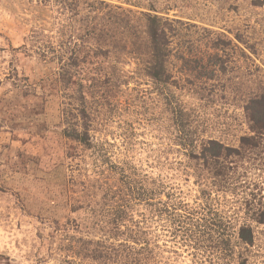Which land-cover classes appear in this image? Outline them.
<instances>
[{"label":"rangeland","instance_id":"1","mask_svg":"<svg viewBox=\"0 0 264 264\" xmlns=\"http://www.w3.org/2000/svg\"><path fill=\"white\" fill-rule=\"evenodd\" d=\"M122 12L135 34L146 15L172 29L165 67L178 87L167 92L171 109L177 104L193 121L186 135L195 130L198 140L239 152L240 140L254 135L245 108L264 93V0H0V264H264V136L257 161L245 159L234 180L197 184L189 175L194 163L182 170L176 110L166 114L160 87L129 48L90 71L70 67L74 51L90 50L89 40L77 48L81 37ZM71 129L87 133L91 150L65 138ZM103 154L121 170L160 179L199 211L193 220L201 235L193 237L201 242L184 241L160 205L111 201L96 216L98 169L119 174ZM242 225L248 244L238 238ZM87 241L126 248L106 259ZM141 246L145 251L134 255Z\"/></svg>","mask_w":264,"mask_h":264},{"label":"trees","instance_id":"2","mask_svg":"<svg viewBox=\"0 0 264 264\" xmlns=\"http://www.w3.org/2000/svg\"><path fill=\"white\" fill-rule=\"evenodd\" d=\"M124 15L126 14L122 12L121 15H115L112 18L108 17V19L106 17L104 20H100L97 26H94L96 29L88 33L87 38L84 36L81 37L82 45L78 44L77 48L80 47V50H83L82 48H84L85 44L88 43L87 40H89L91 42H89L87 50H90L85 52L83 51L80 54L81 56L77 55V52L74 51L72 54V58L74 59L70 61V67L76 68V66L82 64L84 71H90L95 66L100 67V65L105 62V59L110 57L109 55L111 53L119 55L122 53L130 54L131 52V54H134V59H137L140 64L144 66L146 76L150 78L153 84L160 87L158 96L163 102L166 114L170 112L174 113V110H176L174 122L177 130L179 133H182L184 137L177 139V144L184 150V157H186L187 161L184 168H182L183 173L187 172L186 168H191V163H194V170L191 168L192 171L189 175L195 179L197 184L206 185L209 181L210 186H221L226 182L234 180L232 178H234V176L237 177L238 168L240 166L239 164L242 162L244 163L245 159H247L248 162L252 161V159L257 161V157H259V154L256 155L255 152L259 151L261 148L259 140H261L264 136V120H258L257 115L260 114V116L264 118V93H257L251 97L246 105L245 111L249 117L250 124H252V132L254 135L250 140L247 137L240 140L242 144L244 143L245 145L244 151L239 152V150L230 149L220 142L210 138L207 140H198L199 137L196 135L195 130L194 132L192 131L191 134L186 135L184 130L187 125L193 128V121L190 120V115L187 114V111L182 107L177 106V104L176 107L171 109L169 102L171 100L169 93L167 92L168 88L178 87V84L172 79L165 67L169 56L167 48L168 35L170 33L169 31L172 32V29H167L159 18L146 15L143 19L145 20V29H141L135 34L133 31L134 25ZM87 32L88 31H86V34ZM125 33L129 36V40L132 41L131 44L123 43V41L127 38ZM139 39H141L142 43L145 44H139ZM127 48L130 49V52L127 51ZM214 58H216V60L219 59L217 56ZM202 67L203 69L205 68L204 66ZM64 69L65 67L62 68L63 72L61 71L60 75L69 83L71 75ZM200 76V73H198V77ZM204 77H206V80L210 79L208 76L202 75L200 80H203ZM84 98L83 94L79 99L82 106L85 105ZM259 108H262V110ZM78 111L81 117L86 119L87 115L85 114L84 109L80 108ZM70 112L71 110L63 113L64 122H68L69 115L73 117V114ZM64 136L66 139L81 145L84 150H91L93 147V144L85 131L78 132L71 129L70 131H64ZM247 141H249V144ZM253 149L255 150L252 151ZM93 154L94 158L97 157L96 152ZM103 156L104 161L107 162L104 163L108 165L109 169L111 171L118 170L119 174L117 177L111 172L110 175H104V170L100 168L98 169L97 172L100 177H97V181H93L92 186L95 190H97L98 187V190L101 191V197H99L102 202L96 211V216H98L97 213H106V207L108 206V203H111V201L117 202L116 204L123 208H132L134 203L137 202L146 203V205L150 207L160 205L162 207V209H159L161 217L165 218L166 222L170 223L176 232L180 231L183 233L182 239L184 241L187 240L190 242L194 240L195 243L201 242L200 238L193 237L194 235L200 234L199 230H202L201 228H198L199 223L197 219L193 220V217L199 213V211H193L194 209L186 205L179 193L178 196L175 192L167 189L164 182L160 179H153L147 175L141 176V174L134 168L131 170L129 169L128 172L121 170L119 166L112 164L105 154L101 155V157ZM109 179L111 181H108L109 183H107V180ZM83 186L85 187V184ZM204 192L205 191L202 190L201 195ZM207 197L209 196H201V198L204 199H207ZM122 212L123 211H118L117 215L120 216ZM118 219L119 218H116V220ZM193 222L197 223L193 224ZM246 230L247 228L242 225V227L238 229L237 234L241 241L248 244L251 242V237L250 234H248V230ZM99 231L100 233L106 232L103 227H99ZM140 240L141 239L139 238H135L132 242L137 244ZM129 241L130 239H127L126 242L129 243ZM102 243L104 242L87 241L88 247L91 249L94 248V252L98 253L101 258L106 257V259H109L111 252L117 251L115 247H124V243H120L118 246ZM143 244H146V242ZM145 249V247L141 246L140 249L134 252V255H139L141 252L143 253ZM129 250L133 249L130 248ZM124 252L126 251L124 250Z\"/></svg>","mask_w":264,"mask_h":264}]
</instances>
